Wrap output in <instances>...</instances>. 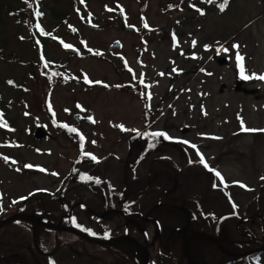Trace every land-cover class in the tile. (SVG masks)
<instances>
[{"label":"rangeland","instance_id":"374dc122","mask_svg":"<svg viewBox=\"0 0 264 264\" xmlns=\"http://www.w3.org/2000/svg\"><path fill=\"white\" fill-rule=\"evenodd\" d=\"M85 1L42 3L40 26L48 34L36 31L41 53L30 16L25 22L4 11L0 16V95L13 126H0V221L21 213L97 240L131 236L149 250L150 264H187L182 246L194 233L217 238L233 253L243 249L228 242L263 241L264 131L245 132L242 125L264 129V80L241 78L233 45H240L245 75H264V0H228L223 11V3L213 2L204 13L187 0ZM141 38L146 42L142 55ZM117 42L121 48L112 49ZM69 45L81 54L68 53ZM42 56L49 67L41 65ZM55 68L68 80L57 78ZM137 79L149 95L147 115L138 94L122 88ZM77 116L92 123L77 124ZM54 122L80 127L85 146L70 141L72 133ZM144 126L188 143H180L182 150L168 145L148 153L147 140L134 132ZM38 128L50 137L37 140ZM129 144L133 156L141 155L137 162L123 160ZM82 148L90 151L77 160ZM98 159L97 164L85 161ZM76 160L77 170L95 171L119 190L120 214L107 212L109 202L101 222L84 210H69L73 199L68 195L64 203L60 196L33 195L61 186L73 175ZM203 163L223 180L207 175ZM29 164L33 167H25ZM39 231L34 238L26 221L1 229L0 264L138 261L129 258L126 243L107 248L68 232ZM192 243L202 245L201 240ZM220 254L213 255L215 264L264 262V254L257 262Z\"/></svg>","mask_w":264,"mask_h":264},{"label":"flooded vegetation","instance_id":"af4514ba","mask_svg":"<svg viewBox=\"0 0 264 264\" xmlns=\"http://www.w3.org/2000/svg\"><path fill=\"white\" fill-rule=\"evenodd\" d=\"M136 84V83H135ZM141 83L135 86H139ZM132 91H135L138 93V98L142 101L143 103V91L141 90H135L131 89ZM147 99H149V96H146ZM79 119V120H78ZM78 123L84 122L83 119H80L79 117L77 118ZM160 129H154L150 128L149 126H144L141 129H138L134 132H138V134H141L146 140H147V145L145 146V149L148 153H155L156 148L160 146H168L171 145L172 142L170 139H165L164 137H154L152 134L153 133H158V132H164V130L159 131ZM175 147H178L180 144H173ZM172 147V146H171ZM128 149V157L125 158V161L129 160V158L133 155V147L129 144ZM141 156V155H140ZM139 156V157H140ZM87 164H90L89 162ZM75 176H73L70 180L67 182L64 181L62 187L57 190L58 196L60 198H64V194H68L69 198H71L72 203L69 206V210H74V209H80V210H85L87 213H89L92 216L99 217L100 220H102V213L105 212L106 210H102V207L104 205H107L109 202L112 203V206L107 209V212L112 211L113 213L120 214L122 210L124 209V204L121 198H118V189L112 185L111 181L100 174L97 173H91V174H83L81 171H77ZM156 176V174H155ZM138 179H135L132 181L133 185L136 183ZM121 182L123 183V187L125 184V179L124 176L121 175ZM74 189V190H72ZM80 190H87L89 193L93 195L92 198L89 197H82V193ZM94 196L96 198L94 199ZM63 201L62 203H64ZM66 207V206H65ZM252 216H256L254 213ZM102 222H106V220H102ZM127 224L130 225L131 222L127 221ZM250 231V229H249ZM252 238L248 237V241H251Z\"/></svg>","mask_w":264,"mask_h":264},{"label":"trees","instance_id":"16d2710c","mask_svg":"<svg viewBox=\"0 0 264 264\" xmlns=\"http://www.w3.org/2000/svg\"><path fill=\"white\" fill-rule=\"evenodd\" d=\"M48 0H0V16L2 15V12L4 11L5 13H9L10 17H16L18 20L25 22L27 17L30 16L32 19V30L34 27L37 25L40 19V5L42 3H45ZM55 2H58V0H54ZM190 7L193 9H200L202 11H205V7L208 6V4L213 3V2H218V4L224 3V0H187ZM14 5L15 8L12 9L11 6ZM13 6V7H14ZM203 6V7H200ZM26 17L24 20L23 18ZM56 16L55 18H57ZM2 19V17H1ZM34 40V37H33ZM47 67V66H45ZM48 74L51 73V70H48ZM53 73H56L57 78L61 76V72H59L57 69H54ZM2 102L0 101V114H2L5 111V106L2 107ZM264 243L262 241L258 246H261ZM233 247H241L243 250L242 251H247L252 248H255L253 246H246V244H241V243H231ZM245 245V246H244ZM193 253L195 255V259L199 263H206L209 264L212 262V264H215L213 260V255L214 254H220L218 248L212 244L210 241H207L203 246H197L193 247ZM221 255V254H220ZM262 256V253L260 254H254L252 256H249L248 261L252 260L257 262L259 258ZM140 260L138 259L137 264H139ZM236 261V260H234ZM209 262V263H208ZM258 264H264L263 261H258Z\"/></svg>","mask_w":264,"mask_h":264},{"label":"water","instance_id":"95a60500","mask_svg":"<svg viewBox=\"0 0 264 264\" xmlns=\"http://www.w3.org/2000/svg\"><path fill=\"white\" fill-rule=\"evenodd\" d=\"M131 31H135L134 28L131 29ZM144 44V43H142ZM121 47V44L118 42L115 44V46H113L112 49L114 48H120ZM69 52L71 53H74V54H80V51L76 50V49H68ZM37 138H42L45 136V134L41 131H38L37 132ZM14 220H26L28 222H31L35 225H40L42 227H45V228H48V229H51V230H59V231H64V232H69V233H72V234H75L81 238H83L84 240L90 242V243H93V244H101V245H104V246H112V245H115L119 242H122V241H126V242H130V243H133L135 244L138 248H140L141 250H145L143 251V258H142V264H148L149 262V252L148 250L145 248V246L141 243H139L137 240H135L134 238L132 237H126V236H123V237H119L117 239H115L114 241L112 242H101V241H96V240H93V239H90L88 238L86 235H84L83 233L79 232V231H76L74 229H71V228H68V227H64L62 225H50V224H45L41 221V219H33L27 215H15V216H12L11 218H8L4 221H1L0 222V228L11 223L12 221ZM196 238H204V239H207L209 241H211L215 246H217L221 252H223L225 255L231 257V258H244V257H247L253 253H259V252H264V246H262L261 248L257 249V250H254V251H250V252H243V253H233V252H229L227 250H225L219 240L215 237H212L208 234H204V233H194V234H191L188 236V238L185 240V243L183 245V254L184 256L186 257L187 261L189 264H195L194 262V258H193V255L192 253L189 251V244H190V241L193 240V239H196Z\"/></svg>","mask_w":264,"mask_h":264},{"label":"snow or ice","instance_id":"6c2138e0","mask_svg":"<svg viewBox=\"0 0 264 264\" xmlns=\"http://www.w3.org/2000/svg\"><path fill=\"white\" fill-rule=\"evenodd\" d=\"M227 3H228V0H224V3L220 5V10L223 11L225 9V7L227 6ZM145 27H147V24H145ZM70 47V45H69ZM207 47V46H206ZM234 48L237 49V52H236V60L238 62V65L240 66L241 68V78L242 79H252V78H257V79H260V80H264V75H260V76H257L255 73H253L251 76H248V75H245L244 74V68H243V61H244V57L240 54L239 52V48H240V45L238 44H235L233 45ZM223 51H227V49H223ZM0 126H3V127H7V122L3 120V117H2V114H0ZM73 131H75V129H73ZM242 131H245V132H255V131H264V129H249L247 127H244L242 125ZM154 137H164L165 139H172L171 137L168 136L167 133H164V132H158V133H153L152 134ZM81 139H83V137H81ZM93 143H95L93 141ZM182 143H185L187 144L188 141H182ZM193 147H196L195 145H193ZM8 158L5 157V160H7ZM93 159H95V157H93ZM14 162V161H13ZM203 162V161H202ZM15 163V162H14ZM25 167L27 168H32L33 165H25ZM205 167H207V164H205ZM41 171H43V169H41ZM216 175L218 177H220L221 180H223V177L221 176V174L219 172H216ZM262 179H264V177H262ZM215 186V185H214ZM242 187H246L244 185H241ZM0 196H2V194H0ZM77 227H80V225H77ZM85 231H90L88 229H84ZM94 234V233H92Z\"/></svg>","mask_w":264,"mask_h":264}]
</instances>
